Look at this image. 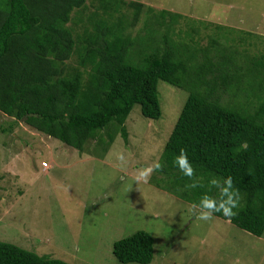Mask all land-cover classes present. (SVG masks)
Wrapping results in <instances>:
<instances>
[{"label": "trees", "instance_id": "16d2710c", "mask_svg": "<svg viewBox=\"0 0 264 264\" xmlns=\"http://www.w3.org/2000/svg\"><path fill=\"white\" fill-rule=\"evenodd\" d=\"M122 9L133 12L131 21L116 18ZM151 10L125 0H0V112L13 119L0 133L23 122L80 154L90 143L106 153L116 135L127 141L134 105L147 119L161 117L157 85L163 81L188 97L158 160L164 167L151 181L192 205L205 194L219 196L218 189L209 191L211 178L231 176L241 197L238 214L215 215L261 237L264 54L247 55L242 64L214 39L207 48L175 45L168 32L156 41L145 33L170 12L156 17ZM142 13L148 18L140 34L134 29ZM181 149L203 187H187L191 181L173 166ZM153 247L152 236L140 230L115 242L113 255L122 264H149ZM0 264L67 263L0 242Z\"/></svg>", "mask_w": 264, "mask_h": 264}, {"label": "rangeland", "instance_id": "374dc122", "mask_svg": "<svg viewBox=\"0 0 264 264\" xmlns=\"http://www.w3.org/2000/svg\"><path fill=\"white\" fill-rule=\"evenodd\" d=\"M125 1L150 7L156 17L170 12L146 33L148 12L142 13L134 29L156 41L168 32L175 45L207 48L214 39L237 52L242 64L247 55L264 54V0ZM120 11L116 18L131 21V10ZM169 14L180 17L171 21ZM125 31L132 38L133 30ZM157 92L161 117L147 119L134 105L127 141L116 135L106 153L90 143L80 154L23 122L0 133V242L67 264H122L113 244L142 230L154 240L149 264H264V233L256 237L218 217L198 221L191 204L153 184L154 174L148 184H133L138 169L159 160L188 97L163 81ZM12 121L0 112V126Z\"/></svg>", "mask_w": 264, "mask_h": 264}, {"label": "clouds", "instance_id": "9594fccd", "mask_svg": "<svg viewBox=\"0 0 264 264\" xmlns=\"http://www.w3.org/2000/svg\"><path fill=\"white\" fill-rule=\"evenodd\" d=\"M118 160L122 166L127 162L123 153L118 156ZM173 166L177 167L180 173L191 181L187 187L195 189L204 186L203 177L197 176L196 170L185 150L181 149L179 155L175 156ZM163 167L164 165L160 161H156L152 165L138 169L132 177L133 184L137 186L140 184H148L153 173L161 171ZM208 183L210 185L209 191L211 188H216L219 191V196L203 195L198 203H193L190 206L188 209L189 213L198 221L204 223L214 221L216 213H222L224 217L231 220L238 214L241 200L239 189L234 186L233 178L231 176L224 178L214 177Z\"/></svg>", "mask_w": 264, "mask_h": 264}, {"label": "built area", "instance_id": "2783aa9c", "mask_svg": "<svg viewBox=\"0 0 264 264\" xmlns=\"http://www.w3.org/2000/svg\"><path fill=\"white\" fill-rule=\"evenodd\" d=\"M42 166H43L44 168H47V164H46V163H43Z\"/></svg>", "mask_w": 264, "mask_h": 264}]
</instances>
